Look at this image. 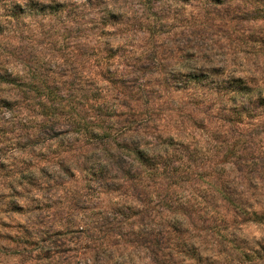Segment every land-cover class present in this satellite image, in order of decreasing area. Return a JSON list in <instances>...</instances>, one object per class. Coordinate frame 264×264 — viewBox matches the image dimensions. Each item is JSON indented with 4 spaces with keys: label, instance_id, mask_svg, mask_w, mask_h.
<instances>
[{
    "label": "clouds",
    "instance_id": "9594fccd",
    "mask_svg": "<svg viewBox=\"0 0 264 264\" xmlns=\"http://www.w3.org/2000/svg\"><path fill=\"white\" fill-rule=\"evenodd\" d=\"M0 264H264V0H0Z\"/></svg>",
    "mask_w": 264,
    "mask_h": 264
}]
</instances>
